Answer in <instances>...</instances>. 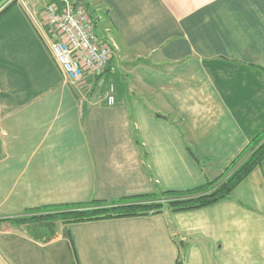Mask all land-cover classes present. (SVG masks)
Listing matches in <instances>:
<instances>
[{"label": "crops", "instance_id": "crops-1", "mask_svg": "<svg viewBox=\"0 0 264 264\" xmlns=\"http://www.w3.org/2000/svg\"><path fill=\"white\" fill-rule=\"evenodd\" d=\"M49 1L0 0V219L195 189L246 158L264 129V0H81L117 48L77 82L50 50ZM36 223L0 221V264H264V159L200 208L43 220L42 239Z\"/></svg>", "mask_w": 264, "mask_h": 264}, {"label": "trees", "instance_id": "trees-1", "mask_svg": "<svg viewBox=\"0 0 264 264\" xmlns=\"http://www.w3.org/2000/svg\"><path fill=\"white\" fill-rule=\"evenodd\" d=\"M9 7V6H8ZM5 8L0 14H2ZM246 157L228 176L186 191L163 190L136 195L118 201L92 200L86 203L47 205L29 209L30 216L2 218L13 224L35 223L43 220L63 222L90 221L110 217L161 213L167 209L182 211L200 208L230 197L233 189L264 159V129L253 139L249 148L235 162ZM178 264V263H177Z\"/></svg>", "mask_w": 264, "mask_h": 264}, {"label": "built area", "instance_id": "built-area-1", "mask_svg": "<svg viewBox=\"0 0 264 264\" xmlns=\"http://www.w3.org/2000/svg\"><path fill=\"white\" fill-rule=\"evenodd\" d=\"M46 23L55 33L49 45L61 71L71 82L86 74L101 75L109 67L116 45L100 39L89 7L81 0H51L44 9ZM107 100L114 104V87L108 86Z\"/></svg>", "mask_w": 264, "mask_h": 264}, {"label": "water", "instance_id": "water-1", "mask_svg": "<svg viewBox=\"0 0 264 264\" xmlns=\"http://www.w3.org/2000/svg\"><path fill=\"white\" fill-rule=\"evenodd\" d=\"M42 225L38 222L33 226H27L26 230L27 232L33 236L36 239H42L46 235H48V232L45 230H41Z\"/></svg>", "mask_w": 264, "mask_h": 264}, {"label": "rangeland", "instance_id": "rangeland-1", "mask_svg": "<svg viewBox=\"0 0 264 264\" xmlns=\"http://www.w3.org/2000/svg\"><path fill=\"white\" fill-rule=\"evenodd\" d=\"M106 90H107V88H106ZM26 216H28V215H26Z\"/></svg>", "mask_w": 264, "mask_h": 264}]
</instances>
